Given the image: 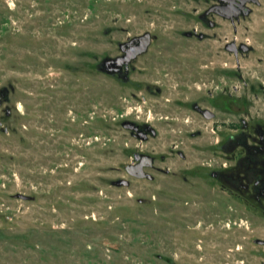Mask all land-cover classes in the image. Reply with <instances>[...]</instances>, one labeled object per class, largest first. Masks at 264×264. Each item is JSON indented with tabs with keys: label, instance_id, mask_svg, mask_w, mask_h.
I'll use <instances>...</instances> for the list:
<instances>
[{
	"label": "rangeland",
	"instance_id": "obj_1",
	"mask_svg": "<svg viewBox=\"0 0 264 264\" xmlns=\"http://www.w3.org/2000/svg\"><path fill=\"white\" fill-rule=\"evenodd\" d=\"M209 6L0 0V89L9 90L0 106V264H264V202L212 175L233 163V131L215 124L264 122V89L249 91V80L264 77V52L236 64L185 36L206 30L199 15ZM254 19L264 27L262 15ZM239 29L249 35V18ZM147 31L153 43L129 80L99 69ZM125 120L157 135L142 140ZM137 152L155 158L145 167L153 178L127 170Z\"/></svg>",
	"mask_w": 264,
	"mask_h": 264
},
{
	"label": "flooded vegetation",
	"instance_id": "obj_2",
	"mask_svg": "<svg viewBox=\"0 0 264 264\" xmlns=\"http://www.w3.org/2000/svg\"><path fill=\"white\" fill-rule=\"evenodd\" d=\"M206 1L210 6L199 15L202 24L206 26V30L194 29L193 31H186L185 36L190 39L209 42L212 51L220 52L221 50H224L230 53L233 55L236 64L239 63V57L241 55L244 56L249 53L250 56L254 53L264 52V27H254V16L262 15L264 18V13H257L255 11V7H262L264 0H247L246 4H244V0ZM248 8L249 12H247ZM248 18L249 35H243L240 32L239 25L242 24L243 20ZM221 21H226L232 26V37L229 34V30L228 32L220 30ZM258 62L259 65L264 62V54L258 56ZM131 65L130 73L133 70V65ZM125 71L126 66L123 67L121 72L113 74L126 80L124 78ZM216 71L219 74L221 73L218 68ZM263 71L264 70H260L257 73L262 74ZM257 78L259 79L258 81L249 80V91H255L256 96L259 97L261 92L258 90L262 91V89H264V77L263 75H259ZM225 79H227V77H225ZM215 82L217 84L216 87L218 88L220 82ZM236 88L237 87L235 86V89ZM227 89V87L223 88V92H227ZM221 92L222 91H218L211 96H219ZM232 94L233 93L230 91L229 95ZM192 107L205 120L211 121L216 119V112H214L210 106L202 107L199 102H193ZM202 109H209L211 112L203 111ZM212 113L213 116L209 117ZM218 121L219 119L215 120V122ZM224 122V124L218 122L215 126L219 129L224 128L226 131H233L229 139V142L231 143L229 150L231 155L229 159L233 163H231V165L225 163V167H220L218 170L214 171L212 175L215 179L220 181L224 187H229L243 194L259 196L264 202V122L261 120L254 121L253 119H242L239 123L234 121L229 122L228 120H224ZM135 123L138 125V129L131 130L134 135L144 133H148V135L151 134V124ZM217 145L222 149L226 148V143H223L220 139H217ZM140 161L141 159L134 160L133 163H138Z\"/></svg>",
	"mask_w": 264,
	"mask_h": 264
},
{
	"label": "water",
	"instance_id": "obj_3",
	"mask_svg": "<svg viewBox=\"0 0 264 264\" xmlns=\"http://www.w3.org/2000/svg\"><path fill=\"white\" fill-rule=\"evenodd\" d=\"M259 1V0H258ZM247 0H244V4H246ZM247 12H249V8L247 9ZM190 34V33H189ZM154 40L153 34L150 31H147L141 35H137L130 40L121 42L120 48L122 50V54L116 57L113 56H107L105 57L99 64V69L101 71L107 72L109 74L121 72L123 70V67L126 66L125 71V79L129 80L130 78V65L132 62H134L140 55L145 54L150 46L152 45ZM136 67L133 65V69ZM8 89H0V106L3 103V95L8 93ZM203 111L211 112L209 109H202ZM213 113L209 115V117H212ZM123 125L125 128L130 130H137L138 125L130 120H126L123 122ZM151 133L156 136L157 130L152 127ZM136 136L140 137L142 140H147L149 138L148 133L144 134H137ZM182 154V153H181ZM183 155V154H182ZM135 159L140 160L138 163H131L127 166V170L129 173L133 176L139 177V178H153V176L145 171V167L152 166L154 164L155 158L151 155L145 154V153H139L137 152L135 154ZM116 185H129L130 182L126 179H121L115 181ZM17 196L28 199L29 196L25 194H18ZM258 243L264 244L263 239H257Z\"/></svg>",
	"mask_w": 264,
	"mask_h": 264
}]
</instances>
